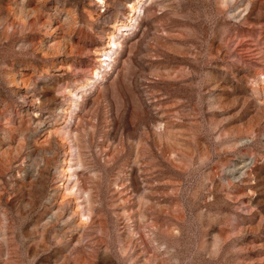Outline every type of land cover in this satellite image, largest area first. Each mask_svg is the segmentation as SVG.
<instances>
[{"label": "rangeland", "instance_id": "374dc122", "mask_svg": "<svg viewBox=\"0 0 264 264\" xmlns=\"http://www.w3.org/2000/svg\"><path fill=\"white\" fill-rule=\"evenodd\" d=\"M0 264H264V0H0Z\"/></svg>", "mask_w": 264, "mask_h": 264}, {"label": "bare ground", "instance_id": "6f19581e", "mask_svg": "<svg viewBox=\"0 0 264 264\" xmlns=\"http://www.w3.org/2000/svg\"><path fill=\"white\" fill-rule=\"evenodd\" d=\"M114 44H116V43H113V47L117 49L118 46H116V45H114ZM104 60H112V59H111V56H107V55H106Z\"/></svg>", "mask_w": 264, "mask_h": 264}]
</instances>
